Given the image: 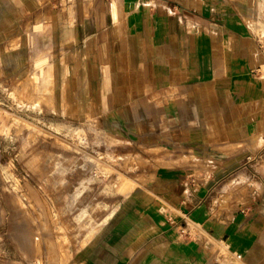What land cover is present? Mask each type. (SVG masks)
Listing matches in <instances>:
<instances>
[{
  "label": "crops",
  "instance_id": "0c3cea01",
  "mask_svg": "<svg viewBox=\"0 0 264 264\" xmlns=\"http://www.w3.org/2000/svg\"><path fill=\"white\" fill-rule=\"evenodd\" d=\"M263 12L264 0H0V85L34 87L63 132L91 125L111 149L158 150L152 180L67 246L39 185L7 183L0 139V264H264V45L251 24Z\"/></svg>",
  "mask_w": 264,
  "mask_h": 264
},
{
  "label": "rangeland",
  "instance_id": "374dc122",
  "mask_svg": "<svg viewBox=\"0 0 264 264\" xmlns=\"http://www.w3.org/2000/svg\"><path fill=\"white\" fill-rule=\"evenodd\" d=\"M256 19L251 24L264 45V12ZM46 105L32 86L0 85L3 172L10 186H19L20 180L37 183L49 196L52 217L65 245L84 244L126 193L140 191L152 180L149 156L158 150L121 141L111 149L109 139L91 125H74L63 132L47 116ZM35 163L37 171L54 174L59 181L36 180V167H31ZM236 185L245 196L256 188ZM221 253L227 257L225 249Z\"/></svg>",
  "mask_w": 264,
  "mask_h": 264
},
{
  "label": "built area",
  "instance_id": "2783aa9c",
  "mask_svg": "<svg viewBox=\"0 0 264 264\" xmlns=\"http://www.w3.org/2000/svg\"><path fill=\"white\" fill-rule=\"evenodd\" d=\"M183 232V234L186 236V237H188V238H190L191 236L189 235V233H187L185 230L184 231H182Z\"/></svg>",
  "mask_w": 264,
  "mask_h": 264
}]
</instances>
